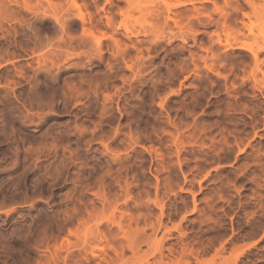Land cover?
Listing matches in <instances>:
<instances>
[{
	"label": "clouds",
	"instance_id": "obj_1",
	"mask_svg": "<svg viewBox=\"0 0 264 264\" xmlns=\"http://www.w3.org/2000/svg\"><path fill=\"white\" fill-rule=\"evenodd\" d=\"M0 264H264V0H0Z\"/></svg>",
	"mask_w": 264,
	"mask_h": 264
}]
</instances>
